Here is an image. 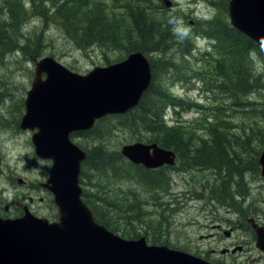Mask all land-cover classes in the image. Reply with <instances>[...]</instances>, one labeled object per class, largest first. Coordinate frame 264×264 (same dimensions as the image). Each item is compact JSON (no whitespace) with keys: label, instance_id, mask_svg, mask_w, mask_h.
I'll list each match as a JSON object with an SVG mask.
<instances>
[{"label":"rangeland","instance_id":"obj_1","mask_svg":"<svg viewBox=\"0 0 264 264\" xmlns=\"http://www.w3.org/2000/svg\"><path fill=\"white\" fill-rule=\"evenodd\" d=\"M103 1L110 6V9H114L117 13L122 12L120 1ZM130 2H138V5L153 11L157 16L162 15L164 11L170 13L172 9L191 31L197 21H203L206 16L215 17L216 13V8L208 0H169V6H166L164 0H131ZM34 12L32 18L26 20L17 34L23 33L26 38L30 30L37 29L35 31L37 33L39 28L44 29L45 45L38 53L39 57L51 55L70 70L85 74L94 66L114 63L125 56L118 48L104 49L98 45H92L87 49L77 48L65 38L59 27L53 22L47 24L37 9ZM191 34L194 32L189 36L198 49L184 56L182 52L171 54L178 65L182 60L188 61L191 69L182 65L180 68V71H184L182 74H174L172 78L169 75L163 77L159 74L157 80L181 102L178 107L164 111L163 119L166 125L169 127L177 122L190 132L193 130L197 131L196 134H202L204 131L200 132L197 129L200 123L196 121L202 120L204 114L209 112L207 107L215 104L216 94L205 86L202 80L195 78L194 72L208 71L209 61L206 58H209V54L215 53H213L214 49L211 50L212 47L207 39L201 36L195 39L196 35ZM171 35L175 40L180 39L173 31ZM203 53L207 55H202ZM20 56V51H6L3 60L0 61V90L9 92L8 95L0 97V205L5 208L3 217L21 216L24 213L22 206L25 205L37 216L57 220L59 212L54 196L40 184L46 181L51 162L35 154L31 142L33 131L18 127L24 106L21 108V114L17 106L20 100L23 104L35 68V61L24 60ZM250 60L254 64L251 58ZM259 60L261 61L260 57ZM262 70H258V73ZM214 75L210 72L206 80L219 78ZM187 103H195L197 106ZM225 111L230 113L231 109ZM97 127L102 128L100 136L94 133L84 135L74 132L70 134V139L86 152L98 144L109 151H120L123 144L135 142L138 134V131L116 124L114 117ZM230 131L235 133L234 129ZM141 134L145 135L142 131ZM233 150L235 147L231 146L229 151ZM82 162L78 175L82 190L88 189L94 192L95 185L102 184L108 193L123 197L126 208L137 205L141 217L134 220H131V217L121 218L119 224L122 228L133 227L131 230L134 233L137 231L140 235L154 236L159 240L158 243L166 240L171 247L183 249L221 264H264V251L256 246V234L253 228V223L264 225V178L260 174V165L249 167L250 170L246 171L242 184L235 182L238 180L235 173H231L228 177L232 186L230 192L234 198L236 193V199L240 201L235 205V201H219L215 198L218 191L212 193V190L217 186L220 188L219 185L224 181L221 176L228 173L227 163L222 165L223 169L204 164L189 167L186 171L181 170L177 163L169 165L171 168L174 167L167 173L169 187L149 190L127 172L123 176H113L110 171L87 170L90 177L85 179L82 177L87 183H81ZM233 166L230 165L231 168ZM81 198L83 200L82 194ZM109 212L114 213L111 210ZM250 218L253 220L252 223L249 221ZM226 231L231 232L229 236L225 235ZM232 244H241L243 250L220 253V249L231 247Z\"/></svg>","mask_w":264,"mask_h":264},{"label":"trees","instance_id":"obj_2","mask_svg":"<svg viewBox=\"0 0 264 264\" xmlns=\"http://www.w3.org/2000/svg\"><path fill=\"white\" fill-rule=\"evenodd\" d=\"M118 1L122 3L120 7L123 10L120 13L110 9L103 0H1L0 61L6 51L15 50L20 51V57L24 60L33 62L40 58L38 53L45 45L44 29L39 28L37 33V29H32L26 38L23 33L17 34L26 20L35 14V9L47 24L53 22L59 27L65 38L77 48L87 49L98 45L104 49L118 48L125 56L133 51L145 53L149 59L152 79L137 106L124 114L107 115L97 120L83 134L102 135V128L97 125L114 117L116 124L138 131L136 141L156 142L161 147L172 149L181 170L204 164L223 169L222 165L227 163L228 173L221 176L224 181L212 193L218 191L215 198L219 201H235V205H238L240 201L236 199V193L234 198L230 192L232 186L228 177L235 173L238 179L235 182L242 184L249 167L259 165L258 155L264 149V69L258 73L249 56L250 52L255 51L264 63V52L260 51L253 40L231 26L227 16L229 0H208L216 8L215 17L197 21L190 33L194 32L191 35H196L195 39L199 36L207 39L211 50L214 49L215 54H209V58H206L209 61L208 71L194 74L195 78L202 80L205 86L215 92V104L207 107L209 112L204 114L202 120L196 121L200 123L197 129L204 131L202 134H196L197 131L193 130L190 132L177 122L168 127L163 119L164 111L178 107L181 102L168 92L163 83L157 80V76L169 75L172 78L174 74H182V65L191 69L188 61L182 60L178 65L171 54L182 52L184 56L198 49V46L190 36L175 40L171 35L169 16H178L172 9L170 13L164 11L157 16L153 11L138 5V2ZM210 72L219 78L207 81ZM5 94L9 92L0 90V97ZM187 104L197 106L195 103ZM22 106L20 100L17 106L19 114ZM226 109H231V112H226ZM231 146L235 147L232 152L229 151ZM230 165L234 166L231 168ZM170 168L162 166L147 169L126 161L120 151H109L98 144L86 152L80 182L87 183L83 180L90 177L87 170L110 171L113 176H123L127 172L149 190L164 189L169 187L167 173ZM82 196L94 212L96 220L106 228L125 238L141 236L131 230L133 227L124 229L119 224L123 217H131V220L141 217L137 205L126 208L124 198L108 193L102 184L95 185L94 192L83 190ZM146 238L153 244H167L166 240L158 243L159 240L148 234Z\"/></svg>","mask_w":264,"mask_h":264},{"label":"water","instance_id":"obj_3","mask_svg":"<svg viewBox=\"0 0 264 264\" xmlns=\"http://www.w3.org/2000/svg\"><path fill=\"white\" fill-rule=\"evenodd\" d=\"M164 1L169 6V0ZM227 10L230 24L260 47L264 0H229ZM151 77L149 60L141 51L85 74L53 56L36 61L19 128L34 130L35 154L51 160L41 185L53 194L59 216L50 221L24 207L19 217L0 218V264H215L167 244H149L145 236L124 238L98 223L81 198L78 175L86 152L70 134L90 129L105 115L134 108ZM120 152L148 169L175 162V153L157 143H126ZM258 162L264 177V149ZM253 228L256 246L264 251V225L253 223Z\"/></svg>","mask_w":264,"mask_h":264},{"label":"clouds","instance_id":"obj_4","mask_svg":"<svg viewBox=\"0 0 264 264\" xmlns=\"http://www.w3.org/2000/svg\"><path fill=\"white\" fill-rule=\"evenodd\" d=\"M211 16H206L204 19H211ZM168 23L172 25V31L180 38H187L191 32V29L184 25L183 20L175 15L170 14ZM260 51L264 52V37L260 40ZM250 58L253 60L257 70L264 69V63L259 60L256 52H250Z\"/></svg>","mask_w":264,"mask_h":264},{"label":"flooded vegetation","instance_id":"obj_5","mask_svg":"<svg viewBox=\"0 0 264 264\" xmlns=\"http://www.w3.org/2000/svg\"><path fill=\"white\" fill-rule=\"evenodd\" d=\"M40 184H42V183H40ZM17 204H19V202H17ZM24 207H25V205H23L22 206V208L24 209ZM30 209V208H29ZM5 210V208H3L1 205H0V217H3L4 216V211ZM32 212V211H31ZM33 213V212H32ZM34 214V213H33ZM18 216H20V215H18ZM18 216H14V217H18ZM260 224V223H259ZM225 233V235L226 236H229L230 235V233L231 232H229V231H226V232H224ZM235 250L234 252H237V251H242L243 250V247H242V245L241 244H232V246L231 247H224V248H222V249H220V253H223V254H227L228 252H230V253H234L232 250ZM214 251V250H213ZM212 251V252H213ZM215 252V251H214Z\"/></svg>","mask_w":264,"mask_h":264}]
</instances>
